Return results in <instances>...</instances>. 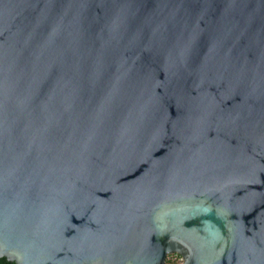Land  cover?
Listing matches in <instances>:
<instances>
[{"label":"water","instance_id":"obj_1","mask_svg":"<svg viewBox=\"0 0 264 264\" xmlns=\"http://www.w3.org/2000/svg\"><path fill=\"white\" fill-rule=\"evenodd\" d=\"M264 264V0H0V258Z\"/></svg>","mask_w":264,"mask_h":264},{"label":"trees","instance_id":"obj_2","mask_svg":"<svg viewBox=\"0 0 264 264\" xmlns=\"http://www.w3.org/2000/svg\"><path fill=\"white\" fill-rule=\"evenodd\" d=\"M0 264H13V263L9 262L5 258H0ZM166 264H177V262L172 260V259H170V258H168L167 261H166Z\"/></svg>","mask_w":264,"mask_h":264},{"label":"built area","instance_id":"obj_3","mask_svg":"<svg viewBox=\"0 0 264 264\" xmlns=\"http://www.w3.org/2000/svg\"><path fill=\"white\" fill-rule=\"evenodd\" d=\"M172 255L175 256L173 260L176 261L177 264H181V262L183 260L182 257L179 254H172Z\"/></svg>","mask_w":264,"mask_h":264},{"label":"rangeland","instance_id":"obj_4","mask_svg":"<svg viewBox=\"0 0 264 264\" xmlns=\"http://www.w3.org/2000/svg\"><path fill=\"white\" fill-rule=\"evenodd\" d=\"M174 257H175L174 255L170 254V255H168V257L166 258V261H167V259H168V258H170V259H172V260H173V259H174ZM182 262H183V260H182ZM182 262H181V264H182Z\"/></svg>","mask_w":264,"mask_h":264}]
</instances>
